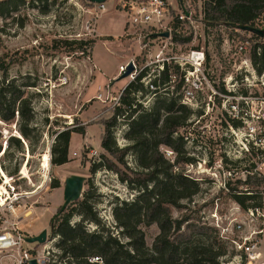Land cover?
<instances>
[{"label":"rangeland","instance_id":"obj_1","mask_svg":"<svg viewBox=\"0 0 264 264\" xmlns=\"http://www.w3.org/2000/svg\"><path fill=\"white\" fill-rule=\"evenodd\" d=\"M26 2H19L17 9L6 16L0 14V89L13 80L15 86L32 84L24 89L34 111L33 130L27 138L20 132L22 119L18 111L12 121L0 117L1 148L8 139L2 156L3 169L10 178L17 179L23 174L25 177L16 181V188L28 193L22 206L7 219L15 222L16 227L28 236L38 235L46 229V243H28L25 248L32 252L49 248L55 260V254H60L59 236L53 237L52 222L65 204V182L70 176H83L85 182L80 198L69 203V208L77 207L88 193L102 225L120 236L113 208L119 201L132 200L137 192L122 182L116 172L101 168L92 173L91 167L100 161L102 154H108L101 147L102 122L113 115L116 99L130 80L119 73L120 66L134 60L138 68L150 64L153 72V56L158 47L154 44V52L148 56L141 48L140 36L129 33L128 17L121 7V0H107L105 10H99L88 0ZM195 2L201 4L194 13L200 19L204 0ZM256 27L264 29V14ZM207 33L205 38L198 36L182 43L181 52L205 48L207 81L193 106L198 112L178 130L188 139L187 156L193 160L182 162L176 168L197 179L202 190L192 201H183V207H173L172 213L175 218L187 217L193 225L190 230L195 225L212 228L204 233H194L193 239L203 242L216 239V245L226 251L221 264L243 261L244 264H264V203L261 210L250 213L230 197L227 185L230 182L231 187L235 186L237 179L246 177V169L255 162L256 154L245 150V139L231 127L230 118L233 117L224 105L222 95L223 88L235 89L238 95L264 92L263 86L257 85L252 78L245 80L246 69L251 67L243 61L251 59L255 39L251 34L224 25L213 26ZM233 35L240 40H249L247 52L236 53L235 45L224 44V38ZM81 41L87 43L81 44ZM2 65L8 67L5 82ZM177 77L180 78V73ZM177 83L171 84L169 94L163 87L159 93L177 95ZM152 97L144 99V106H149ZM78 126L88 128L85 141L81 134H74L69 149L70 161L53 164L51 148L57 133ZM114 128L117 143L122 147L127 143L124 134L128 123L120 118ZM11 138L20 139L22 145ZM161 150L167 159L175 160L176 152L170 147L162 146ZM127 161L129 166H134L131 154ZM119 167L125 169L120 164ZM258 170L264 175V167ZM80 218L75 215L72 223ZM87 227L90 230L98 228L95 223H87ZM140 227L146 234L148 246L152 247L160 232L158 225L143 222ZM245 236L252 240L254 251L260 253L251 262L246 253L236 251L232 242V239L242 241ZM7 255L0 253V264H14Z\"/></svg>","mask_w":264,"mask_h":264},{"label":"trees","instance_id":"obj_2","mask_svg":"<svg viewBox=\"0 0 264 264\" xmlns=\"http://www.w3.org/2000/svg\"><path fill=\"white\" fill-rule=\"evenodd\" d=\"M46 2L47 0H39ZM89 1V0H88ZM19 2L26 0H0V14L8 15L17 9ZM204 13L212 26L223 24L255 26L264 14V0H204ZM251 34L255 43L251 49V61L258 73L264 71V35L244 31ZM189 41V38L183 40ZM78 43V42H75ZM81 44L87 42L81 41ZM4 82L7 80L8 67L1 66ZM179 74V67L172 72L167 66L161 71H151V67L142 69L136 78L122 90L113 115L103 120L104 132L101 147L108 154H102L99 162L92 164L91 172L101 168L114 171L120 180L137 194L132 200L117 202L113 208L118 235L100 220L90 195L78 202L75 208L63 206L54 216L52 222L53 237L59 236L57 247L60 254L48 264H221L225 249L217 246L216 239L208 242L194 240V233L212 230L210 226L195 225L187 217L175 218L172 208H181L183 201H192L202 190L200 182L176 170L182 162L193 160L187 156V138L178 133L198 111L181 102V96H169L159 93L163 87L169 94L171 74ZM145 79V80H144ZM13 80L0 89V117L5 121L15 119L18 111L22 123L21 134L27 138L33 128L31 121L34 111L31 100L26 97L24 87L32 86L23 83L15 86ZM148 81V84L146 83ZM180 81L175 87L176 92L182 86ZM151 85L155 89H151ZM227 93V90L223 88ZM9 93V94H8ZM246 93V92H245ZM152 97L149 106H144V99ZM128 123L124 137L127 143L120 147L117 143L114 127L119 119ZM231 125L238 127L241 122L230 118ZM86 134V126L67 128L57 133L51 148L52 163L62 165L68 163L72 133ZM1 137V134H0ZM20 146L18 138H11ZM162 146L170 147L176 152L172 162L161 150ZM1 151V147H0ZM134 158V166H129L128 155ZM119 164L125 169H121ZM254 163L246 169V177L237 179L235 186L230 187V197L244 210L262 208L264 197V175L255 171ZM53 186L56 184L54 182ZM242 186L246 189L241 190ZM260 187V188H257ZM79 215L78 222L72 218ZM156 223L160 229L152 247L146 242V234L140 224ZM187 222V224H186ZM87 223H95L98 228L90 230ZM101 226V227H100ZM28 236V235H27ZM121 237L125 238L123 240ZM218 243V242H217ZM99 256L103 262H92L90 258ZM243 261L241 264H244Z\"/></svg>","mask_w":264,"mask_h":264},{"label":"built area","instance_id":"obj_3","mask_svg":"<svg viewBox=\"0 0 264 264\" xmlns=\"http://www.w3.org/2000/svg\"><path fill=\"white\" fill-rule=\"evenodd\" d=\"M96 6L99 10L106 9L105 2L96 4ZM197 6L201 7V4H198L195 0H121V7L128 17L129 33L140 36L141 48L148 52V56L153 54L154 44L158 47V52L153 56L155 57V68L152 70L159 72L167 66L172 72L173 67H179L180 78L177 77V74L172 73L170 84L177 81L178 83L180 81L183 82L177 91V95L181 96L182 103L192 106V108L195 105L197 94L203 89L204 82L207 81L204 73V68L207 64V54L204 47L181 52L182 43H185L183 39L189 38L190 41L198 38V36L205 38V36L209 35L207 31L209 32L211 27H213L206 19L204 4L203 10L200 12V19L195 17L194 13ZM132 29L134 30L131 31ZM164 32H168L169 35L167 37L161 36ZM158 40H161V42L158 43ZM224 44L235 45L236 53L241 54L247 52L249 40H240L239 37L233 35L224 38ZM130 62L134 65V71L128 76L130 78L129 82L134 80L142 69L147 66L151 67L148 64L138 68L135 61L130 60L120 66V74L126 72ZM243 62L249 63L251 67L246 69L245 80L249 81L252 78L257 85H262L264 88V71L258 73L249 58ZM146 83L148 84V81ZM150 87L155 89L153 85ZM222 95L224 97V105L227 106L228 112L233 117L232 119L241 122L240 126L233 127L231 125V127L245 139V150L256 154L255 171H258L259 175H261L258 169L264 167V92L260 95L246 93L238 95L235 89H229L227 93L224 92ZM116 100V104H119V98ZM18 137L23 139L22 136ZM7 146L8 139L3 142V147L0 151V183H4L5 180L2 156ZM22 179L21 176L17 179L13 177L12 182L5 184V192L0 193V253L8 254L7 256L10 257L14 264H29L33 259H37L39 264H47L53 258L51 250L45 248L42 251L32 252L26 249L25 245L28 244L26 241L27 235L16 227L15 222L7 219L8 215L16 213V210L22 206L21 202L24 197L28 195L26 192L16 188V181ZM243 189H246V187ZM261 190V194L264 197V187H261ZM259 210L261 208H256V210L249 209L250 213ZM237 226L241 227L240 224ZM227 229L230 228L228 227ZM232 242L237 252H244L249 256V262L256 259L260 254L254 251L255 245L249 237L245 236L242 241L232 239ZM90 261L103 262L99 256L91 257ZM241 263L238 262V264Z\"/></svg>","mask_w":264,"mask_h":264},{"label":"water","instance_id":"obj_4","mask_svg":"<svg viewBox=\"0 0 264 264\" xmlns=\"http://www.w3.org/2000/svg\"><path fill=\"white\" fill-rule=\"evenodd\" d=\"M91 3L100 4L104 3L107 0H89ZM236 29L242 30V31H250L252 33H257L260 35H264V29H260L255 26L250 25H234L233 26ZM169 35L168 32H164L161 34V36L167 37ZM134 71V65L132 62H130L127 66V70L124 74H122V77H128L132 72ZM85 178L83 176L74 175L67 178L65 182V204L63 205V209H65L69 203L76 201L80 198L84 186ZM48 239V231L45 229L40 234L35 236H26V241L28 243H40L44 244L47 242ZM29 264H39L37 259H33L29 262Z\"/></svg>","mask_w":264,"mask_h":264},{"label":"bare ground","instance_id":"obj_5","mask_svg":"<svg viewBox=\"0 0 264 264\" xmlns=\"http://www.w3.org/2000/svg\"><path fill=\"white\" fill-rule=\"evenodd\" d=\"M0 123H1V121H0ZM18 136H21V135H18ZM4 171V170H3ZM4 177H5V180H4V183H0V193H2V192H5V190H6V183H10V182H12L13 181V178H10L7 174H6V172L4 171ZM25 176L22 174V176H21V178H24ZM26 194V193H25ZM28 194V193H27Z\"/></svg>","mask_w":264,"mask_h":264},{"label":"crops","instance_id":"obj_6","mask_svg":"<svg viewBox=\"0 0 264 264\" xmlns=\"http://www.w3.org/2000/svg\"><path fill=\"white\" fill-rule=\"evenodd\" d=\"M126 16H127V15H126ZM128 82H129V80H128ZM128 82L124 85V87L128 84ZM124 87H123V88H124ZM123 88H122V89H123ZM87 129H88V128H86V131H88ZM76 133H77V132H73V133H72L71 142H70V150H71V146H72V138H73L74 134H76ZM79 134H80V133H79ZM87 134H88V133H87ZM87 134H85V136L81 134V135L83 136V139H84V137H85V138L87 137ZM84 141H85V139H84Z\"/></svg>","mask_w":264,"mask_h":264}]
</instances>
